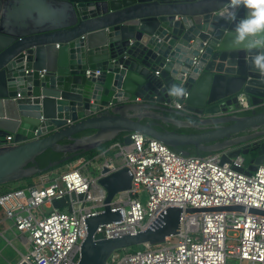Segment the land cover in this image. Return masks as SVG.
I'll use <instances>...</instances> for the list:
<instances>
[{
  "label": "water",
  "instance_id": "obj_1",
  "mask_svg": "<svg viewBox=\"0 0 264 264\" xmlns=\"http://www.w3.org/2000/svg\"><path fill=\"white\" fill-rule=\"evenodd\" d=\"M225 2L0 0V186L45 173L122 133L124 144L138 133L172 149L226 152L221 163L240 157L247 167L237 171L246 175L264 166V109L234 112L240 94L252 106L264 104V73L252 67L246 49L232 43L233 25L218 14ZM173 85L184 89L182 97L168 95ZM172 101L208 116L168 117L186 116L163 106ZM86 131L93 133L75 138ZM7 137L12 144L3 146ZM64 140L70 143L60 144ZM46 150L69 156L40 169L36 158ZM100 175L102 212L83 217L76 264H107L116 251L162 244L179 233L183 211L169 207L145 230L95 240L98 227L121 221L110 203L132 182L126 167L112 171L103 164ZM66 200L53 202V208L60 210Z\"/></svg>",
  "mask_w": 264,
  "mask_h": 264
},
{
  "label": "built area",
  "instance_id": "obj_2",
  "mask_svg": "<svg viewBox=\"0 0 264 264\" xmlns=\"http://www.w3.org/2000/svg\"><path fill=\"white\" fill-rule=\"evenodd\" d=\"M224 8L218 13L220 17ZM238 103L234 111L238 114L264 109V104H248L243 94ZM163 106L195 120L208 116L173 101ZM127 137L129 144L116 141L93 156L69 163L61 172H45L0 191V225L10 222L5 230H12L26 244L22 262L77 263L86 230L83 217L102 212L105 192L97 181L105 164L112 171L128 168L132 182L128 191L115 195L110 203L111 211L119 210L121 221L98 227L95 240L145 230L169 207L183 211L176 236L162 244L138 246L141 249L136 251H116L107 264H227L229 259L239 264H264V215L248 212H264V166L246 175L237 171L245 169L240 157L221 163L226 152L183 156L141 134ZM11 144V137H7L3 146ZM89 167L94 174L89 173ZM65 198L64 207L53 208V202ZM234 206L245 210H215ZM64 208L68 212H62ZM187 209L202 211L187 213Z\"/></svg>",
  "mask_w": 264,
  "mask_h": 264
},
{
  "label": "clouds",
  "instance_id": "obj_3",
  "mask_svg": "<svg viewBox=\"0 0 264 264\" xmlns=\"http://www.w3.org/2000/svg\"><path fill=\"white\" fill-rule=\"evenodd\" d=\"M221 17L233 25L232 43L246 49L250 54L251 65L264 73V0H226ZM244 14L240 15V10ZM169 96L182 97L184 89L173 85L167 90Z\"/></svg>",
  "mask_w": 264,
  "mask_h": 264
},
{
  "label": "trees",
  "instance_id": "obj_4",
  "mask_svg": "<svg viewBox=\"0 0 264 264\" xmlns=\"http://www.w3.org/2000/svg\"><path fill=\"white\" fill-rule=\"evenodd\" d=\"M247 114H249V113H247ZM166 116L171 117L173 119L183 120V121L184 120H187L188 121V120L191 119L190 117H187V116H177V115H172V114H167ZM163 126H164V128H166L168 130L176 131V132H179V133H184V134H187V133H197V131L196 130H193V129L179 128V127H175V126H171V125L169 126V125H166V124H163ZM92 133H93L92 131L82 132V133L76 135L75 138H80V137L88 136V135H90ZM124 137H125V134H123V133L122 134H118L113 141L108 142V143H105L104 145H102L101 147H99L98 149H96L94 151H91L90 153L75 156V157L71 158L70 160H68V161H66L64 163L61 162V161L64 160L69 155H64V154H61V153L53 152L51 150H46L45 152H43L41 155H39L36 158V165H37L38 168L44 169L49 164H52V163H55V162H61L59 165L51 168L47 172L54 171L56 169H60L62 167H65L69 163H71V162H73V161H75V160H77V159H79V158H81L83 156H93V155L99 153V151H102L103 149H105L110 144H112V143H114L116 141H122L124 139ZM69 143H70L69 141L64 140L60 144L64 145V144H69ZM169 149L171 151L175 152V153H178V154H180L182 151H188L189 152V156H194V157H205V156H209V155H212L213 154V153L200 152V151H197L194 148H178V149L169 148ZM33 178L26 179L24 181H31Z\"/></svg>",
  "mask_w": 264,
  "mask_h": 264
},
{
  "label": "rangeland",
  "instance_id": "obj_5",
  "mask_svg": "<svg viewBox=\"0 0 264 264\" xmlns=\"http://www.w3.org/2000/svg\"><path fill=\"white\" fill-rule=\"evenodd\" d=\"M113 144V143H112ZM110 144V145H112ZM109 145V146H110ZM107 146V147H109ZM106 147V148H107ZM101 152V151H99ZM77 160L71 162L72 164L76 163ZM119 162V161H117ZM244 167H247V163L244 162ZM62 170L65 169V167L61 168ZM89 173L94 174V171L92 168L89 167ZM37 177V176H35ZM34 177V178H35ZM28 181L23 182H17L13 184H6L0 186V191H4V189H10L13 187H16L19 184H24ZM146 198L143 197V201H145ZM62 212H68L65 208L61 210ZM10 222L5 221L4 225H0V264H20L23 260L24 255L26 254V244L22 242L21 240L17 239L15 236V233L12 230H5V226H8ZM173 241H176V239H173ZM141 249L140 247H134L131 249V251H136ZM227 264H239L238 261L235 260H227Z\"/></svg>",
  "mask_w": 264,
  "mask_h": 264
},
{
  "label": "crops",
  "instance_id": "obj_6",
  "mask_svg": "<svg viewBox=\"0 0 264 264\" xmlns=\"http://www.w3.org/2000/svg\"><path fill=\"white\" fill-rule=\"evenodd\" d=\"M54 171H56V172H61V171H63V170L60 168V169H56V170H54Z\"/></svg>",
  "mask_w": 264,
  "mask_h": 264
}]
</instances>
